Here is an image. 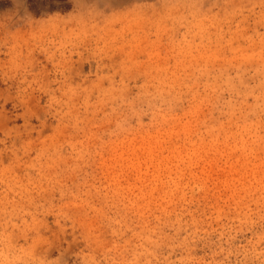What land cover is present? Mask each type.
Listing matches in <instances>:
<instances>
[{
  "label": "rangeland",
  "instance_id": "1",
  "mask_svg": "<svg viewBox=\"0 0 264 264\" xmlns=\"http://www.w3.org/2000/svg\"><path fill=\"white\" fill-rule=\"evenodd\" d=\"M67 2L0 0V264H264V0Z\"/></svg>",
  "mask_w": 264,
  "mask_h": 264
},
{
  "label": "trees",
  "instance_id": "2",
  "mask_svg": "<svg viewBox=\"0 0 264 264\" xmlns=\"http://www.w3.org/2000/svg\"><path fill=\"white\" fill-rule=\"evenodd\" d=\"M28 10L34 16L65 13L70 10L67 0H27Z\"/></svg>",
  "mask_w": 264,
  "mask_h": 264
}]
</instances>
